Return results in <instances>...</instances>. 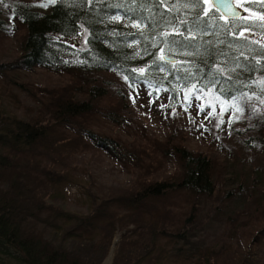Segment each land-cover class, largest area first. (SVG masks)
<instances>
[{
  "label": "trees",
  "instance_id": "obj_1",
  "mask_svg": "<svg viewBox=\"0 0 264 264\" xmlns=\"http://www.w3.org/2000/svg\"><path fill=\"white\" fill-rule=\"evenodd\" d=\"M244 5L259 17L226 19L208 0L0 8V45L25 29L14 61L0 62V264H103L110 254L111 264H264V187L209 238L214 214L240 192L224 163L191 150L176 127L163 138L143 124L128 140L113 132L132 125L140 91L173 102L184 91L261 97L264 0ZM41 71L62 76L36 85ZM241 133L264 148V116ZM87 149L123 166L130 183L98 187L73 162ZM70 185L86 212L68 207Z\"/></svg>",
  "mask_w": 264,
  "mask_h": 264
},
{
  "label": "rangeland",
  "instance_id": "obj_2",
  "mask_svg": "<svg viewBox=\"0 0 264 264\" xmlns=\"http://www.w3.org/2000/svg\"><path fill=\"white\" fill-rule=\"evenodd\" d=\"M21 0H2L0 8L6 11V5H11ZM29 1V0H28ZM45 5L48 0H38ZM248 0H235L243 9L244 17H259L245 7ZM51 8V4H46ZM19 28L21 23L14 20ZM25 29L18 30L15 35H8L0 45V62H13L17 57L15 49L19 50L22 35ZM18 54V53H17ZM32 79L36 85H46L57 82L62 73L41 71L32 72ZM60 74V75H59ZM0 82L3 80L0 77ZM208 94L181 92L178 100L174 102L169 98L154 99L144 91L137 93L131 126L114 127V133L122 139L130 138L131 130L143 124L148 133H156L163 138L168 130H174L179 138L185 134V143L191 150L211 153L218 157L227 168V178L230 182L229 190L240 192L237 198L230 201L228 207L219 209L210 221L207 231L212 238L214 234L220 235L225 223L226 212L240 208L255 195L258 189L264 187V148L254 139L247 142L241 133L243 127L250 128L264 116V93L262 96L247 93L244 97L233 101H224L216 98L208 100ZM255 113L257 115H255ZM240 131V132H239ZM73 162L90 171L102 185L98 187H126L130 183L132 174L118 165L105 153H94L87 149L82 153H73ZM90 175V173H89ZM88 173H79L82 179H89ZM261 186V187H260ZM68 207L78 212H86V205L80 198L79 188L75 185L68 186ZM253 195V196H252ZM220 240L217 237L216 240ZM112 254L103 264L109 263Z\"/></svg>",
  "mask_w": 264,
  "mask_h": 264
},
{
  "label": "water",
  "instance_id": "obj_3",
  "mask_svg": "<svg viewBox=\"0 0 264 264\" xmlns=\"http://www.w3.org/2000/svg\"><path fill=\"white\" fill-rule=\"evenodd\" d=\"M212 4L216 7L217 10H219L222 15L226 18H241L244 14V11L238 7L234 0H210ZM164 60L169 62H176L177 59L170 57V56H164Z\"/></svg>",
  "mask_w": 264,
  "mask_h": 264
},
{
  "label": "bare ground",
  "instance_id": "obj_4",
  "mask_svg": "<svg viewBox=\"0 0 264 264\" xmlns=\"http://www.w3.org/2000/svg\"><path fill=\"white\" fill-rule=\"evenodd\" d=\"M109 263L111 262V258L109 259V261H108Z\"/></svg>",
  "mask_w": 264,
  "mask_h": 264
},
{
  "label": "snow or ice",
  "instance_id": "obj_5",
  "mask_svg": "<svg viewBox=\"0 0 264 264\" xmlns=\"http://www.w3.org/2000/svg\"><path fill=\"white\" fill-rule=\"evenodd\" d=\"M0 2H2V0H0ZM261 19H264V17H262Z\"/></svg>",
  "mask_w": 264,
  "mask_h": 264
}]
</instances>
